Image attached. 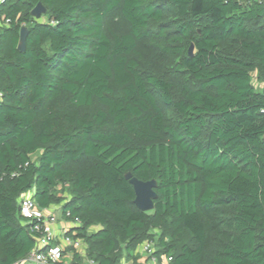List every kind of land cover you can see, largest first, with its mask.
I'll return each mask as SVG.
<instances>
[{"label":"trees","instance_id":"trees-1","mask_svg":"<svg viewBox=\"0 0 264 264\" xmlns=\"http://www.w3.org/2000/svg\"><path fill=\"white\" fill-rule=\"evenodd\" d=\"M0 21V264H30L31 192L79 221L85 254L59 264L136 263L146 241L264 264V0H6ZM128 173L157 182L152 211Z\"/></svg>","mask_w":264,"mask_h":264},{"label":"built area","instance_id":"built-area-1","mask_svg":"<svg viewBox=\"0 0 264 264\" xmlns=\"http://www.w3.org/2000/svg\"><path fill=\"white\" fill-rule=\"evenodd\" d=\"M6 0H0V5ZM3 23L8 26L10 19L3 18ZM1 25V21H0ZM21 214L26 223L32 224L34 231L39 234L36 248L27 257L26 262L30 264H59L65 259L67 250L73 254L79 253L84 256L87 245L82 239L69 235L71 231L62 230L58 232V218L55 214L56 209L53 207L42 209L38 206L33 198V193H28L20 201ZM79 226V221L73 222ZM74 227L73 229H75ZM139 258L134 261L125 262L124 264H170L172 258L162 255L157 256V249L152 241L144 242L138 248ZM86 264H95L94 261L88 260Z\"/></svg>","mask_w":264,"mask_h":264},{"label":"water","instance_id":"water-1","mask_svg":"<svg viewBox=\"0 0 264 264\" xmlns=\"http://www.w3.org/2000/svg\"><path fill=\"white\" fill-rule=\"evenodd\" d=\"M46 12V8L42 4H38L32 11V15L36 18H40ZM27 37L28 29L23 27L20 32V41L18 45V50L20 52H26ZM193 49L194 48L191 47L190 55L193 54ZM126 178L134 187L136 194L135 204L137 207L144 212L152 211L154 209V201L157 199V194L155 192L157 182L155 180L148 182L141 181L134 177L132 173H128Z\"/></svg>","mask_w":264,"mask_h":264},{"label":"crops","instance_id":"crops-1","mask_svg":"<svg viewBox=\"0 0 264 264\" xmlns=\"http://www.w3.org/2000/svg\"><path fill=\"white\" fill-rule=\"evenodd\" d=\"M53 208H54V209H57L58 206H53ZM60 218H63V221H61ZM58 220H59V221H58L57 229H58V232H59V233L62 232V230H64V229L67 230V231H71L74 227H77V225L75 226V224H74L73 222L66 220V219L63 217V215H62V216H59ZM68 252H69V251L67 250V253H66V257H65V259H66L67 261H70V260L73 259V254H72V253L69 254Z\"/></svg>","mask_w":264,"mask_h":264},{"label":"rangeland","instance_id":"rangeland-1","mask_svg":"<svg viewBox=\"0 0 264 264\" xmlns=\"http://www.w3.org/2000/svg\"><path fill=\"white\" fill-rule=\"evenodd\" d=\"M254 84L257 87V89H259V90L264 88V83L258 82L256 75L254 76ZM55 214L57 215V218H59V216H62V211H61V207L60 206H58V208L56 209ZM60 219H61V221H63V218H60ZM94 230H96V228L93 229V231ZM68 251H69L68 253L71 254L70 250H68Z\"/></svg>","mask_w":264,"mask_h":264}]
</instances>
